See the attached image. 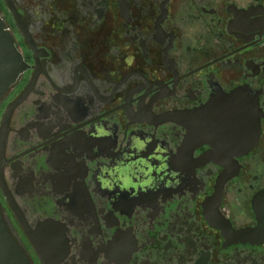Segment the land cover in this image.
Returning <instances> with one entry per match:
<instances>
[{"label":"flooded vegetation","instance_id":"obj_1","mask_svg":"<svg viewBox=\"0 0 264 264\" xmlns=\"http://www.w3.org/2000/svg\"><path fill=\"white\" fill-rule=\"evenodd\" d=\"M0 17L27 65L0 99L1 129L26 93L0 204L33 264L21 223L61 230L55 264H264V0H0ZM244 101L256 145L215 155L216 115Z\"/></svg>","mask_w":264,"mask_h":264},{"label":"water","instance_id":"obj_2","mask_svg":"<svg viewBox=\"0 0 264 264\" xmlns=\"http://www.w3.org/2000/svg\"><path fill=\"white\" fill-rule=\"evenodd\" d=\"M26 68L27 65L23 57L17 50L0 17V99L14 85ZM25 94L8 106V112L0 129V189L8 198L10 208L14 211V205L8 195L10 191L4 178L6 161L3 159V146L6 142L9 117L17 105L23 101ZM223 114L222 116L216 115L217 126L212 131L211 136L214 139L212 147L215 150V155H222L223 157L245 155L256 145L259 135L258 116L254 106L251 101H244V104H241L240 107L233 111H224ZM220 163H225V160H221ZM21 228L41 264H55V262H51V258L56 256L64 257L63 245L60 248L56 247L59 241L57 242L58 237L56 238L55 236L62 237L60 229L54 228L50 223H42L35 228H30L21 223ZM59 249L62 253L57 255V252H61ZM0 264H33L26 251L8 228L1 204Z\"/></svg>","mask_w":264,"mask_h":264}]
</instances>
